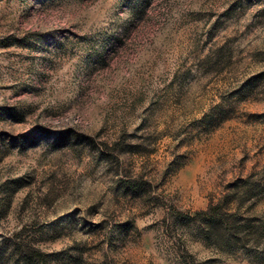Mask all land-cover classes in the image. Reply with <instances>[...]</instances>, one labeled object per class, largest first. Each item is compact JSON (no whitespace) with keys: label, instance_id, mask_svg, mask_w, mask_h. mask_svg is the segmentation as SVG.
Masks as SVG:
<instances>
[{"label":"rangeland","instance_id":"obj_1","mask_svg":"<svg viewBox=\"0 0 264 264\" xmlns=\"http://www.w3.org/2000/svg\"><path fill=\"white\" fill-rule=\"evenodd\" d=\"M0 264H264V0H0Z\"/></svg>","mask_w":264,"mask_h":264},{"label":"trees","instance_id":"obj_2","mask_svg":"<svg viewBox=\"0 0 264 264\" xmlns=\"http://www.w3.org/2000/svg\"><path fill=\"white\" fill-rule=\"evenodd\" d=\"M202 223L201 230L202 234L209 239L219 240L221 245L223 246H231L233 243H237V241H241V237L237 236L236 233H241L239 230L243 229V224L240 222L239 218L236 215H232L235 217L234 220L228 219L225 214H221L212 211V208L209 211H205L199 216ZM262 226H248L244 229V236H253L258 234ZM244 238V237H243ZM242 238V239H243Z\"/></svg>","mask_w":264,"mask_h":264}]
</instances>
